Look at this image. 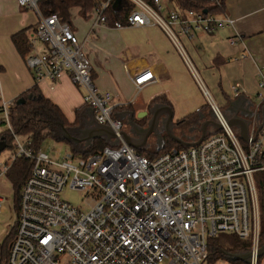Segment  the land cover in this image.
<instances>
[{
	"label": "built area",
	"instance_id": "2783aa9c",
	"mask_svg": "<svg viewBox=\"0 0 264 264\" xmlns=\"http://www.w3.org/2000/svg\"><path fill=\"white\" fill-rule=\"evenodd\" d=\"M39 1L17 0L39 15L26 57L35 81L55 83L69 75L84 89V104L96 121L113 129L119 145L87 155L71 150L62 156L60 151L35 149L28 137L21 141L10 119L18 102L3 96L0 69V120L14 145L10 157L0 161V178L17 158L32 161L20 189L14 234L6 250L5 243L1 246L0 264H203L209 257V239L222 233L250 240V264H258L262 220L255 173L264 171V125L243 140L224 111L211 102L222 125L219 132L198 145L173 148L154 158L139 153L125 141L124 121L115 116L120 105L113 104L110 91L97 86L91 59L71 24L58 13L44 15ZM110 1L95 7V25L159 26L196 78L183 38L192 40L199 32L211 34L234 25L225 13L180 12L162 0H132L135 8L128 23H111L104 14ZM153 76L148 70L136 76L137 89ZM259 78L258 96L264 100V72ZM65 187L85 191L88 207L63 199ZM3 200L0 196V210Z\"/></svg>",
	"mask_w": 264,
	"mask_h": 264
},
{
	"label": "crops",
	"instance_id": "0c3cea01",
	"mask_svg": "<svg viewBox=\"0 0 264 264\" xmlns=\"http://www.w3.org/2000/svg\"><path fill=\"white\" fill-rule=\"evenodd\" d=\"M162 2L166 7H173L168 0ZM70 14V24L91 59L96 84L101 90L113 94V104L124 106L120 114L129 118L133 112L135 118L137 113L151 111L153 106L149 108V103L152 99L165 95L171 105L156 104L171 107L174 124L208 104L187 62L159 26L116 29L95 25L98 17L95 8L87 18L81 15L80 8L76 6L70 9ZM225 14L234 19L233 26H226L211 34L199 32L192 40L184 37L183 43L197 77L208 82L209 87L205 86V90L210 96V103L219 106L227 118L238 115L245 119L249 124V136L258 128L256 115L263 102L258 93L259 73L264 72V0H226ZM38 19L35 10L20 6L17 0H0L3 96L6 100L17 99L22 92L37 84L42 93L61 108L68 120L74 122L77 109L85 105L84 89L67 74L55 83L48 79L37 83L13 42V34L25 28L30 37ZM39 50L43 51L44 47L39 46ZM146 70L154 76L139 90L134 78ZM237 84L241 87L236 91L234 87ZM140 95L144 100L139 102ZM160 113V118L166 114L165 110ZM83 119L87 126L90 115H83ZM208 119L204 114L200 117L199 131ZM233 127L240 136V126ZM181 133L175 132L177 136ZM185 135L187 141L197 140L194 131ZM260 264H264V257Z\"/></svg>",
	"mask_w": 264,
	"mask_h": 264
},
{
	"label": "trees",
	"instance_id": "16d2710c",
	"mask_svg": "<svg viewBox=\"0 0 264 264\" xmlns=\"http://www.w3.org/2000/svg\"><path fill=\"white\" fill-rule=\"evenodd\" d=\"M107 0H40L39 6L44 15H49L51 13H58L62 21L70 23L71 14L70 9L72 7H79L80 13L84 18L88 17L89 12H91L98 4ZM149 3L154 2V0H145ZM172 3L173 7L178 9L180 12H185L187 10H206L214 14L225 13V3L226 0H168ZM115 0H111L108 7L105 9L104 14L107 18L114 23L116 21H121L123 24L128 23V15L134 10L135 4L132 0H121L118 6H114ZM13 42L19 51V53L25 58L30 53L28 47V29H22L12 36ZM23 99V102L17 104V106L12 110L10 119L15 132L19 135H25L32 140V146L35 149L41 147L42 143L49 137L57 140L63 141L70 145L71 150L75 154H90L96 150H100L105 146H118L119 144H112L107 141L104 137L95 138L90 145H85V142L76 143L71 139H67L63 135V127H65L74 136H79L81 129L84 128L85 122L83 115H88V110L86 105L79 107L77 109V116L74 122H70L61 108L53 102L51 99L47 98L41 91L40 87L35 84L28 90L22 92L18 97L17 101ZM166 103L171 105V102L165 95L156 96L149 103V108H152L156 103ZM264 105V100L259 109V121H262V106ZM124 106H119L115 109V116L119 117L120 110H123ZM151 111H149L148 116L142 118L144 124H146L145 118H151ZM205 115L209 119L217 121L215 113L212 109L210 103L202 106L199 110L191 113L184 118L176 121L173 124L174 130L179 128L182 133L179 134L184 140L186 138V133L194 131L197 133L196 138L198 139L201 132L198 130L201 124L200 117ZM120 118V117H119ZM4 123L0 120V125ZM220 130L214 127H209L208 134L219 132ZM177 132V131H174ZM177 134V133H176ZM0 140H4L7 143V147H14L13 137L10 131L4 130L0 131ZM173 148L183 149L185 148L177 140L173 139L169 135L164 142H162L155 151H147L143 154L147 157L154 158L168 150ZM32 168V161L25 159L23 157L17 158L12 164L7 176L11 180L14 187V199L15 208L17 211V204L20 196V189L27 177L29 176ZM255 183L257 189V196L261 212L262 220V230L259 240V245L264 244V171H259L255 173ZM14 234V226L6 236L5 239V250L10 243ZM209 261H217L219 259H227L234 264H249L245 260H233L229 254L243 253L251 251L252 243L250 240L242 239L236 234L232 233H222L216 237L209 239ZM264 255L258 257V264H260L261 259Z\"/></svg>",
	"mask_w": 264,
	"mask_h": 264
},
{
	"label": "rangeland",
	"instance_id": "374dc122",
	"mask_svg": "<svg viewBox=\"0 0 264 264\" xmlns=\"http://www.w3.org/2000/svg\"><path fill=\"white\" fill-rule=\"evenodd\" d=\"M199 76L195 77V82L200 87L203 92L204 97L206 98L207 103H210V96L206 93L205 86L209 87L208 82L205 80H201ZM211 93V92H210ZM212 95V94H211ZM213 97V96H212ZM215 100V98H213ZM144 98L140 95L138 96V101H143ZM211 104V103H210ZM139 113L136 114L134 118V122L127 118L125 114H119L124 121L123 130H125L132 138L144 142L143 147H135V149L141 153L145 154L147 151H155L159 148L160 144L167 139L168 130L166 126V117L162 116L159 119V122L151 125V119L149 120L145 118L146 124H144V120L138 116ZM7 130V126L5 123L0 125V131ZM151 130V131H150ZM175 131H179V128H176ZM21 141H25L27 136L18 135ZM42 149L49 153H59L64 156L68 151H71V147L69 144L63 141H57L51 137L47 138L41 145ZM14 147H6L0 154V161H5L10 157L11 152ZM14 187L7 175H4L0 178V196L4 199L2 202V209L0 210V249L1 246L4 245L6 236L10 232L12 226L16 220V210H15V199H14ZM62 198L70 201L72 204L87 208L88 200L85 191L82 190H74L70 187H65L61 194ZM203 264H234L227 259H219L217 261H209L206 260Z\"/></svg>",
	"mask_w": 264,
	"mask_h": 264
},
{
	"label": "water",
	"instance_id": "95a60500",
	"mask_svg": "<svg viewBox=\"0 0 264 264\" xmlns=\"http://www.w3.org/2000/svg\"><path fill=\"white\" fill-rule=\"evenodd\" d=\"M120 2H121V0H115L114 6H118L120 4ZM205 11L207 12V9ZM17 102L18 103L23 102V99H20ZM163 110H165V112H166V118H167L166 119V126H167L169 136L172 137L173 139L177 140L185 148L189 147V146L198 145L208 135L209 126H212L218 130L222 129L221 123H219L218 121L213 120V119H208L202 124V126L200 128L201 136L197 140L187 141V140L180 138L179 136H177L175 134V132L173 130V111H172L171 107L168 105L155 104L153 106V108L151 109V115H152L151 116V118H152L151 119V125L159 122L160 114H161L160 112ZM88 114L90 115V120L87 121V126H85L84 128L81 129L79 136L72 135L69 132V130H67L65 127H63L64 137L67 139H71L76 143L85 142L86 146L90 145L92 143V141L98 137H104L107 141L111 142L112 144H118L119 143L115 132L113 131V129L109 125L100 124L96 121V119L94 117V112L92 109L89 108ZM147 114H148V111H142L139 113L138 116L143 117ZM134 115L135 114L132 112L129 116V118L132 122H134ZM259 119H260V117L258 114V115H256V120H258L259 124H258V128H257L256 133H258L264 125V105L262 106V121L260 122ZM228 123L231 126L239 125L241 128L240 137L244 140H248V138H249V136H248L249 124L245 119L240 118L238 115H234L232 118H228ZM122 135H123L125 141L129 145L133 146L134 148L135 147L139 148V147L144 146V142L142 143V140L138 141V140L132 138L125 130H122ZM6 147H7V143L4 140H0V154L4 149H6ZM253 255H254L253 251L229 254V256L233 260H237V259L245 260L249 264L251 263V258ZM256 255L258 257L261 255H264V244L262 246H260V248L257 250Z\"/></svg>",
	"mask_w": 264,
	"mask_h": 264
},
{
	"label": "flooded vegetation",
	"instance_id": "af4514ba",
	"mask_svg": "<svg viewBox=\"0 0 264 264\" xmlns=\"http://www.w3.org/2000/svg\"><path fill=\"white\" fill-rule=\"evenodd\" d=\"M148 111H150V110H148ZM164 117H166V114H164ZM166 119H167V118H166ZM200 132H201V131H200ZM200 136H201V134H200ZM200 136H199V137H200Z\"/></svg>",
	"mask_w": 264,
	"mask_h": 264
}]
</instances>
